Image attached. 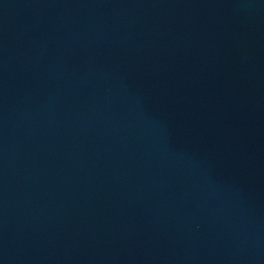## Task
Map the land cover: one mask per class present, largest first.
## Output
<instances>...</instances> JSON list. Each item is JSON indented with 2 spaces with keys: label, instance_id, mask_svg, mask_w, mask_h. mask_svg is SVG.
Masks as SVG:
<instances>
[{
  "label": "water",
  "instance_id": "95a60500",
  "mask_svg": "<svg viewBox=\"0 0 264 264\" xmlns=\"http://www.w3.org/2000/svg\"><path fill=\"white\" fill-rule=\"evenodd\" d=\"M0 264H264V0H0Z\"/></svg>",
  "mask_w": 264,
  "mask_h": 264
}]
</instances>
